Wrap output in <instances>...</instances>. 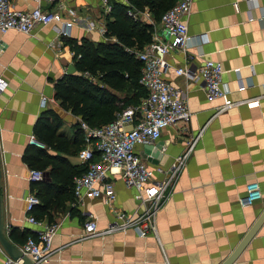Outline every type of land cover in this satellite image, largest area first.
I'll return each instance as SVG.
<instances>
[{
  "label": "crops",
  "instance_id": "0c3cea01",
  "mask_svg": "<svg viewBox=\"0 0 264 264\" xmlns=\"http://www.w3.org/2000/svg\"><path fill=\"white\" fill-rule=\"evenodd\" d=\"M57 2L64 6L63 18L73 22L69 36L58 33V23L38 26L30 34L0 32V77L8 82L0 94L3 234L19 246L23 231L36 235L46 225L57 224L48 264H221L264 209V0H192L183 17L187 45L184 52H169L165 78L182 90L191 117L187 123L162 129L149 147L135 148L149 168H167L187 140L202 129L170 197L157 213L158 239L140 237L132 229L83 236L86 220L94 219L102 229L114 221L115 210L130 213L137 202L133 189L109 177L116 195L111 204L102 197L74 203L70 177L81 167L76 153L83 145L80 119L59 106L53 87L67 74L68 65H73L67 40L97 43L114 39L98 31V26L105 25L99 0ZM11 4L16 10L33 6L30 0H11ZM133 12L140 20L154 23L147 7ZM87 24L94 29H86ZM155 27L152 38L166 39L159 23ZM206 59L221 63L222 80L232 101L260 98L259 104L234 106L215 115L221 101L206 99L197 80L173 71L187 63L197 67ZM47 110L60 123L57 133L68 140L66 153L47 149L38 140L42 147L31 142L36 139L35 123ZM33 149L64 158L56 161L54 175L49 174V166L42 180L28 179L30 168L23 155ZM249 182L259 184L261 199L242 207L238 200ZM29 194L40 200L31 212L40 225L25 222ZM10 231L15 233L10 236ZM7 257L0 247V264ZM232 264H264V221Z\"/></svg>",
  "mask_w": 264,
  "mask_h": 264
},
{
  "label": "built area",
  "instance_id": "2783aa9c",
  "mask_svg": "<svg viewBox=\"0 0 264 264\" xmlns=\"http://www.w3.org/2000/svg\"><path fill=\"white\" fill-rule=\"evenodd\" d=\"M30 1L33 3L30 9L16 10L12 7L11 0H0L1 33L13 30L30 34L38 26L58 23V33L69 36L73 22L63 18L64 6L58 0ZM99 1L103 14L108 13V0ZM191 3L192 0H176L160 16V29L166 39L154 37L142 50L135 52L136 58L142 64L139 84L145 90L146 96L137 104L119 110L114 120L106 125L90 127L81 120L78 122L83 145L77 152V158L79 165H83L85 170L73 177L74 203L81 204L86 198L102 197L111 204L116 195L109 177H117L126 187L133 189V197L137 202L136 208L130 213L115 210L114 221L102 229L97 227L94 219L86 220L83 223L84 237L103 236L132 229L140 237L153 236L158 239L157 213L170 197L173 185L202 135V129L187 140L184 149L172 159L167 168H149L135 148L138 145L152 144L159 138L162 129L177 123H187L191 117L182 90L165 78L170 69L167 60L169 52L185 51L188 36L183 17L188 15ZM42 4L52 8L45 9ZM127 14L133 19L138 17L133 11H128ZM86 29H94V25L87 24ZM98 31L104 35L105 25L98 26ZM200 37L204 38V35ZM173 71L176 75L197 80L206 99L221 101L215 109V115L234 106L254 107L259 104L260 98L243 101H232L229 98V90L222 80L224 70L220 62L206 59L197 67L187 63L185 66L173 68ZM7 85L8 82L0 77V94ZM41 102L43 105L45 100ZM156 174L161 177H155ZM43 177L42 171L29 170L30 181H40ZM260 199L259 184L249 182L245 186L244 195L238 201L244 207ZM25 203V222L40 225L31 214L33 207L40 203L39 199L29 194ZM57 228V224L46 225L35 237L28 236L18 248L32 264H48L53 253L51 242ZM4 264L19 263L7 257Z\"/></svg>",
  "mask_w": 264,
  "mask_h": 264
},
{
  "label": "trees",
  "instance_id": "16d2710c",
  "mask_svg": "<svg viewBox=\"0 0 264 264\" xmlns=\"http://www.w3.org/2000/svg\"><path fill=\"white\" fill-rule=\"evenodd\" d=\"M175 1L126 0V3H121L110 0L109 12L103 18L105 36L114 41L93 43L86 39H69L65 42L72 52L75 73L63 75L54 84V99L59 106L90 127H99L112 122L122 108L135 105L145 97L146 92L139 84L142 64L135 52L152 41L160 16ZM144 7L151 12L153 24L138 17L133 19L127 14L128 11L142 10ZM122 93L124 96L120 97ZM59 124L54 112L47 110L37 119L34 135L47 149L66 153L69 143L57 133ZM62 159L64 158L50 155L43 149H33L23 155V160L30 169L40 170L44 175L48 174L46 168L49 166L52 167L49 174L54 175L55 167H58L56 161H63ZM78 166H81L80 171L70 177L71 188L73 177L85 170L83 165ZM14 233L10 231L9 235ZM31 235L36 236L23 231L19 235L20 245Z\"/></svg>",
  "mask_w": 264,
  "mask_h": 264
},
{
  "label": "water",
  "instance_id": "95a60500",
  "mask_svg": "<svg viewBox=\"0 0 264 264\" xmlns=\"http://www.w3.org/2000/svg\"><path fill=\"white\" fill-rule=\"evenodd\" d=\"M66 73L74 74L75 73L74 66L68 65L66 69ZM33 142L42 147V144L39 143L36 139H34ZM150 145L151 144H148L146 146L149 147ZM0 177H1V171H0ZM1 208H2V202H1V187H0V247L11 260L18 261L19 264H32L29 258L22 254L18 246L11 243L3 234ZM263 221H264V209L257 217L255 222L252 224V226L249 228V230L246 232V234L241 239V241L238 243V245L235 247V249L232 251V253L221 264H232L237 259L239 254L246 247V245L254 236V234L256 233L257 229L259 228V226Z\"/></svg>",
  "mask_w": 264,
  "mask_h": 264
}]
</instances>
